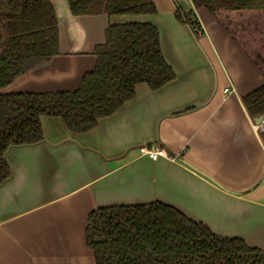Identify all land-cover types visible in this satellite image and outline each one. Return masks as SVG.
Returning a JSON list of instances; mask_svg holds the SVG:
<instances>
[{
    "label": "crops",
    "instance_id": "0c3cea01",
    "mask_svg": "<svg viewBox=\"0 0 264 264\" xmlns=\"http://www.w3.org/2000/svg\"><path fill=\"white\" fill-rule=\"evenodd\" d=\"M50 1L59 53L0 92L77 89L111 23L153 24L175 78L155 90L136 84L132 99L87 132L41 115L43 139L7 149L0 264H95L85 241L89 212L154 201L264 249V130L242 101L264 76L219 23L190 2L195 42L175 17V0H152L156 11L142 15H74L67 0ZM142 146L166 156L151 159Z\"/></svg>",
    "mask_w": 264,
    "mask_h": 264
},
{
    "label": "trees",
    "instance_id": "16d2710c",
    "mask_svg": "<svg viewBox=\"0 0 264 264\" xmlns=\"http://www.w3.org/2000/svg\"><path fill=\"white\" fill-rule=\"evenodd\" d=\"M74 15H142L152 0H67ZM204 8L264 76V0H191ZM176 19L195 35L192 9L179 5ZM94 46L95 63L77 89L0 92V185L10 177V146L43 139L40 116L60 117L76 133L93 129L145 83L155 90L175 78L148 22L108 24ZM59 53L57 18L50 0H0V89ZM251 116L264 114V83L242 97ZM85 241L95 264H264V249L239 237H223L175 207L154 201L109 205L89 212Z\"/></svg>",
    "mask_w": 264,
    "mask_h": 264
},
{
    "label": "built area",
    "instance_id": "2783aa9c",
    "mask_svg": "<svg viewBox=\"0 0 264 264\" xmlns=\"http://www.w3.org/2000/svg\"><path fill=\"white\" fill-rule=\"evenodd\" d=\"M185 3L186 1L191 2V0H183ZM228 88H224V91H228ZM256 127L261 128L262 130H264V117L262 118V120L260 121V123L258 125H256ZM141 152H143L144 154H146L149 158L151 159H156L158 156L163 155L166 156L165 151L162 148H149L147 146H142L140 147Z\"/></svg>",
    "mask_w": 264,
    "mask_h": 264
},
{
    "label": "water",
    "instance_id": "95a60500",
    "mask_svg": "<svg viewBox=\"0 0 264 264\" xmlns=\"http://www.w3.org/2000/svg\"><path fill=\"white\" fill-rule=\"evenodd\" d=\"M174 3H175L176 6L179 5L181 8H185V2H184L183 0H175ZM186 26H187V29L189 30L191 36L193 37V39H194L195 42H196V41H197V40H196V35L193 33V31L191 30V28L189 27L188 24H186ZM209 99H210V98H209ZM206 101H207V100H206ZM206 101L201 102V103H199V104H194V105H195L196 107H197V106H201V105H203V103H205ZM263 117H264V114H260V115H258V116H255L254 119H253L254 122H255V124L258 125V124L260 123V121L262 120Z\"/></svg>",
    "mask_w": 264,
    "mask_h": 264
},
{
    "label": "rangeland",
    "instance_id": "374dc122",
    "mask_svg": "<svg viewBox=\"0 0 264 264\" xmlns=\"http://www.w3.org/2000/svg\"><path fill=\"white\" fill-rule=\"evenodd\" d=\"M186 10H191V4H190V2L189 1H186Z\"/></svg>",
    "mask_w": 264,
    "mask_h": 264
}]
</instances>
